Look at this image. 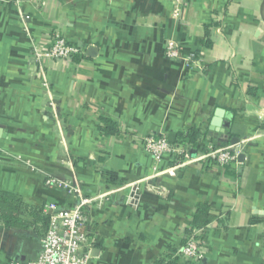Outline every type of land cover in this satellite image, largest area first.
I'll return each instance as SVG.
<instances>
[{
    "label": "crops",
    "instance_id": "0c3cea01",
    "mask_svg": "<svg viewBox=\"0 0 264 264\" xmlns=\"http://www.w3.org/2000/svg\"><path fill=\"white\" fill-rule=\"evenodd\" d=\"M55 36L81 54L36 62ZM0 126V192L69 210L77 201L47 180L77 181L86 197L121 189L87 208L89 264L264 263V0H0ZM192 129L205 149L238 139L243 163L171 176L145 150L151 135L193 148ZM200 204L214 220L194 231L201 259H182ZM41 250L33 229L0 226V264Z\"/></svg>",
    "mask_w": 264,
    "mask_h": 264
},
{
    "label": "built area",
    "instance_id": "2783aa9c",
    "mask_svg": "<svg viewBox=\"0 0 264 264\" xmlns=\"http://www.w3.org/2000/svg\"><path fill=\"white\" fill-rule=\"evenodd\" d=\"M184 0H178L181 4ZM174 15H179L178 9ZM81 54V50L70 44L66 39L55 36L50 48L44 51H36L34 59L40 63L44 59L57 61H72ZM165 55L170 60H181V48L174 41H168L165 48ZM242 143L216 148L206 145L207 152L191 153L192 146L177 145L170 142L165 136H148L145 140V150L152 156L156 164L168 159L171 166L167 174L175 176L177 169L191 164H214L220 167H229L238 162L243 151ZM154 177L161 175L157 169ZM158 172V173H157ZM47 186L57 187L66 190L77 201L76 205L67 210L61 209L56 204H46L43 213L49 219L47 232L41 239V253L37 260L27 264H89L92 259L91 253L95 239L89 236L86 228L89 224L87 208L90 204L98 202L114 194L121 189L105 192L99 196L86 197L77 181L64 182L56 179L46 181ZM161 197H167L168 192L163 187L148 186ZM138 187L132 189L129 203L137 205L139 201ZM200 233L193 232L187 236L186 243L178 249L177 255L186 260H200ZM12 264H21L15 262Z\"/></svg>",
    "mask_w": 264,
    "mask_h": 264
},
{
    "label": "trees",
    "instance_id": "16d2710c",
    "mask_svg": "<svg viewBox=\"0 0 264 264\" xmlns=\"http://www.w3.org/2000/svg\"><path fill=\"white\" fill-rule=\"evenodd\" d=\"M103 122L104 126L101 128V131L104 136L111 137L118 133L115 123L107 119H103ZM200 137L201 132L197 129H192L188 136L183 137L184 140L193 145L191 153H197L198 151L207 152V149L198 142ZM43 208L44 206L31 204L12 193L0 192V226L10 230L27 231L33 229L42 239L49 226V219L44 215ZM213 220L214 216L211 214V207L207 204H200L197 207L187 235H190L195 230L205 229ZM254 222H259V220H255Z\"/></svg>",
    "mask_w": 264,
    "mask_h": 264
},
{
    "label": "water",
    "instance_id": "95a60500",
    "mask_svg": "<svg viewBox=\"0 0 264 264\" xmlns=\"http://www.w3.org/2000/svg\"><path fill=\"white\" fill-rule=\"evenodd\" d=\"M2 127L0 126V129H1ZM240 143V141L238 140V139H232L231 140V145H236V144H239ZM195 155V154H194ZM244 159H245V155H240L239 156V158H238V161L240 162V163H243V161H244Z\"/></svg>",
    "mask_w": 264,
    "mask_h": 264
}]
</instances>
